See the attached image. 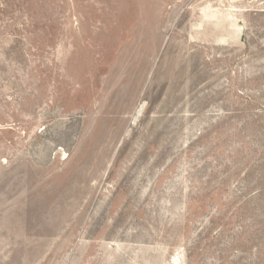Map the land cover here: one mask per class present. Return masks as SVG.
Segmentation results:
<instances>
[{"label":"rangeland","instance_id":"374dc122","mask_svg":"<svg viewBox=\"0 0 264 264\" xmlns=\"http://www.w3.org/2000/svg\"><path fill=\"white\" fill-rule=\"evenodd\" d=\"M0 264H264V0H0Z\"/></svg>","mask_w":264,"mask_h":264},{"label":"bare ground","instance_id":"6f19581e","mask_svg":"<svg viewBox=\"0 0 264 264\" xmlns=\"http://www.w3.org/2000/svg\"><path fill=\"white\" fill-rule=\"evenodd\" d=\"M164 108V107H163ZM142 110H143V106H141L138 110H137V116H139L140 115V113L142 112ZM160 118V117H159Z\"/></svg>","mask_w":264,"mask_h":264}]
</instances>
